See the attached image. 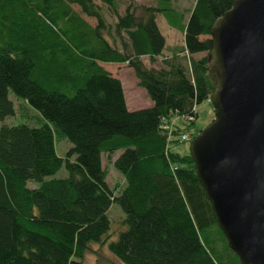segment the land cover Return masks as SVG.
<instances>
[{
	"label": "trees",
	"instance_id": "16d2710c",
	"mask_svg": "<svg viewBox=\"0 0 264 264\" xmlns=\"http://www.w3.org/2000/svg\"><path fill=\"white\" fill-rule=\"evenodd\" d=\"M125 1L119 12L117 0H0V121L15 113L10 92L45 122L0 125V264H81L107 236L112 202L125 228L106 247L121 264H240L191 156L169 151L160 127L171 115L192 123L209 98V30L232 0H194L181 48L157 68L141 59L150 65L163 50L156 15H180L169 0ZM100 63L131 69L151 106L127 110ZM53 130L71 144L63 157ZM115 151L116 195L101 166ZM61 168L65 177L45 180Z\"/></svg>",
	"mask_w": 264,
	"mask_h": 264
},
{
	"label": "water",
	"instance_id": "95a60500",
	"mask_svg": "<svg viewBox=\"0 0 264 264\" xmlns=\"http://www.w3.org/2000/svg\"><path fill=\"white\" fill-rule=\"evenodd\" d=\"M209 37L213 118L189 155L228 248L264 264V0H232Z\"/></svg>",
	"mask_w": 264,
	"mask_h": 264
},
{
	"label": "rangeland",
	"instance_id": "374dc122",
	"mask_svg": "<svg viewBox=\"0 0 264 264\" xmlns=\"http://www.w3.org/2000/svg\"><path fill=\"white\" fill-rule=\"evenodd\" d=\"M169 2L174 12L176 10L178 13L182 12L185 15V12L188 10L187 8L191 5L192 0H169ZM117 4L119 7L118 11L120 12L123 10L125 0H117ZM160 19L161 17H159L158 22L160 25L159 28L165 34L167 41H169L170 37L167 33L168 28L165 26L166 23L164 20L161 21ZM106 21L109 22L111 20L109 17H106ZM88 22L94 23V21L91 19H88ZM173 41L176 42L175 37H173ZM130 74L132 75L131 72ZM130 74L129 77H125V85L126 83L128 84L129 80L132 84L134 76H131ZM122 80H124V76L122 77ZM135 88L138 91L137 86H135ZM8 99L13 103L15 113L12 117H6L2 121H0V125H15L22 123L30 127H38L41 124L45 123L44 120L40 118L39 114L31 107H20V101H17L18 99L15 98V96L10 92L8 94ZM135 99V101H137V107L143 106L141 108H144L146 106L147 100H141L137 96H135ZM194 109L196 118H194L192 123H189L188 121H183L178 116L171 115L169 117V120L173 121L174 126V134L170 136L169 142L167 144L169 151L178 153L180 155L188 154L189 144L192 138L197 134L198 131L205 128L210 123V120L213 118V110L210 105V102L207 100H204L199 104L195 105ZM49 126L52 128L51 124H49ZM180 133H184L187 135V141H178ZM53 136L55 152L58 156L63 157L67 149L70 148L71 144L63 137L56 138L54 130ZM119 152L120 151H115L110 158H107L105 156L101 157V166L105 170V181L110 188L117 189L114 195L118 194V190H120L123 186V178L121 174L116 171L112 165V160H114V158L118 156ZM66 175V170L64 168H61L53 175L46 176L45 180L51 178H63ZM36 186L37 185L32 181H27L26 183V187L28 188H34ZM106 215L109 220V229L107 236L100 243H90L88 245V249L85 251L80 261L81 264H121L120 261L109 252L106 246L108 242L113 241L116 238L117 234L121 230H124L125 226L122 224V220L124 219V213L122 212L118 204L112 202L106 212Z\"/></svg>",
	"mask_w": 264,
	"mask_h": 264
},
{
	"label": "crops",
	"instance_id": "0c3cea01",
	"mask_svg": "<svg viewBox=\"0 0 264 264\" xmlns=\"http://www.w3.org/2000/svg\"><path fill=\"white\" fill-rule=\"evenodd\" d=\"M193 1L194 0H192L191 5L187 8L188 10L185 12L186 13L185 15L182 12L178 13L175 10V13L180 15V17H179L178 15L175 14L176 15L175 21L173 20L172 22H169V20L165 19L161 14H157L156 15L155 22H156V24L158 26V29H159L160 33L162 34V36L164 38V47H163V50L161 52V55L158 58H156L155 61L152 64H150V65H149V63L147 61V58L146 57H142L141 58L142 62L145 65L157 68V67L160 66V61L162 59L170 57L172 55V53H174V51H177V50H179L181 48V46L183 44V33H182L183 25L185 24V22H186V20L188 18V15L190 13V9L192 7ZM133 2L135 4H137V5L154 6V5H156L157 0H133ZM159 17H161V19H160L161 21L164 20L165 23H166L165 26L168 28L167 33H168V35L170 37L169 41H167V38H166L165 34L159 28V26H160L159 23H158L159 22ZM173 37H175L176 42L173 41ZM196 56H199V55H196ZM100 65L107 72H109L111 74V76H113V77H115L116 79L119 80L120 85H121V89H122V93H123L125 107H126L127 110L132 111V110L140 109L141 107H143V106H138V107L136 106V102L137 101H135L136 100L135 96H137L141 100H144V99H145V101L147 100V104H146V106L144 108L151 106L152 103L148 99V97L146 96L144 90L136 85L135 77L133 78L132 84H131V81L129 80L128 84L126 83V85H125V82H124L125 81V77L126 76L129 77L130 72L132 73L131 69L127 68L124 64H114V63H106L105 64V63H100ZM132 75H133V73H132ZM123 76H124V80H122ZM135 86H137L138 91L136 90Z\"/></svg>",
	"mask_w": 264,
	"mask_h": 264
},
{
	"label": "built area",
	"instance_id": "2783aa9c",
	"mask_svg": "<svg viewBox=\"0 0 264 264\" xmlns=\"http://www.w3.org/2000/svg\"><path fill=\"white\" fill-rule=\"evenodd\" d=\"M192 118H190V117H187V118H181V120H183V121H188L189 122V120H191ZM167 120V119H166ZM166 120H164V122H163V124H161L160 125V127L163 129V130H165L168 134H169V136L168 137H170L172 134H171V132H172V130L174 129V126H173V121H166ZM187 139H188V137H187V135L186 134H184V133H180L179 134V142L180 141H187Z\"/></svg>",
	"mask_w": 264,
	"mask_h": 264
}]
</instances>
